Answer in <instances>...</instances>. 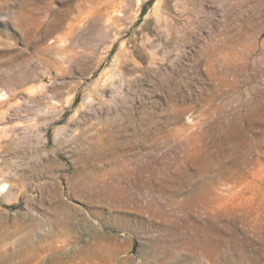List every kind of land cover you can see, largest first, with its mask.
Instances as JSON below:
<instances>
[{
	"label": "rangeland",
	"instance_id": "1",
	"mask_svg": "<svg viewBox=\"0 0 264 264\" xmlns=\"http://www.w3.org/2000/svg\"><path fill=\"white\" fill-rule=\"evenodd\" d=\"M235 118L203 211L166 181ZM263 219L264 0H0V264H264Z\"/></svg>",
	"mask_w": 264,
	"mask_h": 264
},
{
	"label": "bare ground",
	"instance_id": "2",
	"mask_svg": "<svg viewBox=\"0 0 264 264\" xmlns=\"http://www.w3.org/2000/svg\"><path fill=\"white\" fill-rule=\"evenodd\" d=\"M231 88H232L231 89L232 91H234V92L237 91V88L235 86H231ZM251 95H252L251 99H252L253 104L257 106L260 103L259 99L261 97V92L258 89L255 88V89H253L251 91ZM259 107H262V106L258 105L257 108H259ZM223 110L224 109L222 107H216V109H215L216 112H222ZM252 113H253V110H251V112L249 114L252 115ZM246 119L250 120L251 117H246ZM215 124H216L215 127L223 128V130L228 133V136H226L224 138L225 139L224 141H226V143H232V147H230L229 150H226V151L222 150V152H221V149L219 148V143L222 142V137L221 138L218 137V136L213 137L212 140H210V141H211L212 146L215 147L214 150L209 149V147H210L209 145H204V147L201 149L202 150L201 153L197 154L196 156L194 155L195 158L193 160V163L188 168L186 167L185 173L181 172L179 175H177L178 177H173L172 179L170 177L171 180L166 181V183L168 184V186H169V188H170V190L172 191L173 194L174 193L178 194L182 190V188H181L183 186V182L182 181L187 182V181L193 180L194 182H196V184H194L193 189L190 192V195H188L186 202L193 201L194 203L197 204L196 206L199 209L203 210V211H206L207 207L211 203L216 202V201L221 199V197L219 195L215 194L216 184L218 183V181H221L222 178L225 179L226 178L225 174H235L237 172L236 170H238L237 162L233 161L232 162L233 166L232 165L228 166V162H229L228 160L232 161L235 153H237L239 155L238 157H242V158L245 157V155H246V151L244 150V148H245L244 146L247 145V139H246V134L247 133L242 131V128L238 126V122L236 121V118L233 121V123L230 124V127H228V126H224V127L222 126L221 127L220 125H218V123H215ZM232 131L235 132V133L232 134ZM233 139L235 141L238 140V143L236 145L234 144ZM215 153H220V154L216 155ZM190 168H193L194 172H191ZM213 168L216 171V174H214L213 176H211L209 178H205L204 176L206 175V173L208 171H210V169H213ZM168 173H169V171H164L163 174L166 175V177H167ZM155 175H160V171L159 170L155 171L153 176H155ZM166 180H167V178H166ZM160 181H162V180H160ZM87 187H86V191H87ZM115 187H116V185H115ZM81 188H82V186H81ZM153 188H155V187H153ZM84 189H85V187H84ZM125 192H126V190L122 189L119 186L117 188V192L116 193L117 194H124ZM165 192H166V190H165ZM94 197H96V196H94ZM124 199H125V197H124ZM109 200H110V198H109ZM125 202H126L125 200H120L119 206L121 204H124ZM64 215H67V214L65 213ZM236 221L242 223L244 225V227H246L249 224L247 222V218L244 215V216L239 217V218L235 217V219L231 220V222H228L225 225H227V226L233 225V223L236 222ZM258 225H259L258 228H263L264 229V223H258ZM232 236H233V234L228 233V234H225V239L223 238V241H222L221 238H219L218 241H210V240L208 241V240H206V245H207L206 247H208V248H214L215 247V249H216V248H219L220 246H222V244H229L230 243V241H229L230 237H232ZM26 240H28V239L26 238ZM26 243H28V242H26ZM57 255H59V254H57Z\"/></svg>",
	"mask_w": 264,
	"mask_h": 264
}]
</instances>
